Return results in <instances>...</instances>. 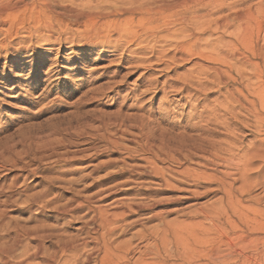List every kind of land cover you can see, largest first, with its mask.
I'll return each mask as SVG.
<instances>
[{
  "label": "rangeland",
  "instance_id": "1",
  "mask_svg": "<svg viewBox=\"0 0 264 264\" xmlns=\"http://www.w3.org/2000/svg\"><path fill=\"white\" fill-rule=\"evenodd\" d=\"M103 1L107 4H104ZM259 1L261 0L248 1L244 5L237 6L233 11L241 12ZM73 2L74 9L72 11H75L78 5L80 7L75 13L79 11V14H84L88 10H94L110 15L101 22L124 21L130 18L127 12L129 7L118 0H75ZM99 3L104 5L100 4L99 6ZM205 4L207 5L205 7H209L215 4V6L226 5V2L222 0H192L186 14H192ZM95 5L98 7L97 9ZM66 7L73 8L70 0H0V247L10 242V235H12V229L15 226H23L28 229L46 228L47 234L49 229H53L59 224L55 222L56 215L52 207L39 210L34 206H28L26 210L21 211L27 198L42 194L50 185L53 190L46 197L47 200L52 199L56 193L60 192L57 190L60 187L65 189L74 187L72 189L75 191H81L85 185L88 186L108 174L112 175L123 167L124 171L127 168L123 177L108 181L102 187L111 188L110 194L113 193V195L99 203L98 206L109 212H117L118 202L130 198L128 196H133L130 195L132 191L130 193H124V191L128 188H139L140 185L149 187L151 191L144 197L148 198L149 204H154L151 210L148 209L141 213L139 225L127 231L125 234L127 236H123L124 240L130 238L132 232L142 229L141 225H145V227L154 225L157 221L147 223L148 219L146 218L151 213H161L162 218H166L167 221L180 222L179 220H182L181 222H185V224H194L195 226L193 225L191 229L198 236L206 239L205 250L209 254L210 243L214 240L218 242L222 254L237 249V245H239L237 243L239 239L236 238L239 235L237 230H232L221 219L219 227L225 228L226 233H223L220 231L221 229L213 228L210 222L204 220L200 214L203 210L210 212L216 207L219 208V204L225 198L221 184L206 178L189 179L187 182L192 185L187 182L176 184L173 181L179 177L168 175V180L171 181L170 184L172 183L170 186L174 188H166L163 183L152 177L143 179L134 177L136 171L145 164L144 158L147 157L146 154L134 150L136 148L135 141L139 139V131L131 130L126 137L120 138L117 128L111 124L120 118L131 119L133 115L139 116L148 113L150 120L157 121V123L160 121L157 125L160 131L151 127L153 132L149 133L152 146H156L159 143L161 130L166 136L169 135V132L174 134L171 131L174 130L173 122L182 120L188 113L193 115L192 121L194 122L196 120L194 117L199 111H202L201 101H204L206 106L205 113L216 106V114L224 115L225 113L218 109L217 102L221 101L220 104H222L226 100L241 99L242 96H247L241 80L237 79L235 82L232 79L236 78L233 72H229L213 61L195 55L186 56L183 61L170 62L168 68H165L162 62L157 63L152 57L149 63L138 65V68L135 69V65L127 64L125 58H120L122 52L120 47L115 48V45L112 44L109 47L100 48L95 47L92 43H86L89 39L84 36L82 25L74 24L66 16L59 15L62 11L61 8ZM86 8L88 9L85 10ZM181 13L182 10H179L178 14ZM195 14L203 13L198 11ZM227 14L228 12L223 10L216 13L214 18H224ZM139 18L141 17L134 16L133 22L139 23ZM70 23H72L71 27L65 30L64 26ZM179 27V25H175L174 29L178 30ZM190 30L192 33L194 32V37L191 40L198 39L201 43L213 42L221 35L212 29L195 31L192 28ZM224 36V42L230 40L226 37L227 34ZM89 42L92 41L89 40ZM173 53H175L174 50L171 51L169 57ZM215 69L222 71L219 75L220 79L217 81L212 79V70ZM199 74H202L201 83L205 87L199 88L190 82L186 84L185 91H180L181 83L179 82L183 77L196 78L195 76ZM154 79H157L160 84L166 82V95L162 93L159 83L155 90L146 86L149 80ZM232 95L233 97H231ZM248 98L252 100L250 97ZM165 100L168 103L164 104ZM248 123L250 124V122ZM106 124L109 125L108 133L104 129ZM103 130L108 135H106L107 138L116 139L119 144L114 146L105 142V139L103 140L100 136L104 134ZM192 134L194 133L189 132V135ZM235 134L239 138L237 139L234 135L237 146L234 150L235 153L242 155L250 148L264 152V128L259 131L240 124ZM75 158L76 160L81 158L84 161L74 164L70 159ZM187 161L182 166L168 161H166L168 163L164 161L165 164L161 162L163 165L161 163L157 165L161 164L160 168L165 166L167 169L169 167L167 170L171 172L188 167L189 170L204 171L206 175L213 174L217 177L225 175L222 174L225 172L227 182L232 183L233 193L238 196L242 204L255 206L259 202V206L264 207L262 189L264 159L253 160V163L248 167L249 171L242 177H245L244 181L233 168L227 170L223 166L213 163L206 167L201 165L203 163H199L201 161L196 157ZM200 169L202 170L200 171ZM123 183V186L120 185ZM245 183H248L250 188ZM239 187L242 188L238 189ZM244 187L249 191L246 189V192ZM64 190L63 192H66ZM96 190L97 188L85 192L81 196H88ZM141 192L145 193V191ZM63 195L64 200L71 196L67 193ZM62 203L56 205L59 206ZM193 211L194 213L196 211V217L195 214H190ZM42 214L45 217H41ZM82 214L70 215L72 219L74 217L73 223L67 229H63V227L61 229V226L57 227L59 228L57 233L63 238L65 237L64 239L76 236L77 229L82 224L78 218ZM30 215L37 218H29ZM67 218L69 219L66 217V220ZM198 222L201 224L198 225L199 227L196 226ZM260 237H263L260 232L250 235L251 242L247 249H255V252L251 253H259L264 250V246L260 247L258 242H254V239ZM230 243L232 244L230 245ZM53 244V239H46L44 243L46 255L54 249ZM34 246V243L30 245V252L33 251ZM231 247L233 248L230 249ZM30 262L38 263L40 259Z\"/></svg>",
  "mask_w": 264,
  "mask_h": 264
},
{
  "label": "bare ground",
  "instance_id": "2",
  "mask_svg": "<svg viewBox=\"0 0 264 264\" xmlns=\"http://www.w3.org/2000/svg\"><path fill=\"white\" fill-rule=\"evenodd\" d=\"M70 1L73 7V1L75 0ZM118 1L129 7V11L127 12L130 18L127 20L101 22V20L107 19L110 15H105L94 10H88L84 14H79V11L75 13L79 5L75 11H72L74 7L61 8L62 11L59 15L66 16L74 24L82 25L84 36L92 41L89 42L88 40L86 43H92L95 47L98 46L100 48L109 47L112 44L115 45V48L120 47L122 50L120 58H125L127 64L135 65V69L138 68V65L149 63L152 57H154L157 63L162 62L165 68H168V63L170 62L183 61L184 57L195 55L196 57L213 61L229 72H233L236 78H231L235 82L237 79H240L241 83H243L247 96H242L241 99L226 100L222 104H220L221 99L219 100L220 102H217L219 104L217 105L218 109L222 110L225 113L224 115L220 116L216 114V106L205 113L206 106L204 105V101L200 100L201 105H199L202 111H199L194 117L196 120L192 121L193 115L190 113L182 120L180 117L179 121L173 122L174 126L171 125L174 127V130H171L174 134L169 132V135L167 134L166 136L163 130H161L162 132L159 133V143L156 146H152L150 140L151 134L149 135V133L153 132L151 131V127L160 131L157 126L160 121L157 123V121L150 120L148 113L139 116L136 114V116L131 115V119L120 118L111 124L117 128L120 134L118 137L120 138L126 137L131 130L135 129L139 131V139L135 141L136 148L133 149L146 154L147 157L144 158L145 164L142 165L141 170L136 171L134 177L138 179L152 177L163 183L166 188H174L170 186L172 183L170 184L171 181L168 180V175H177L176 177H179L173 181L176 184H184L189 179L198 180L203 178L221 184L225 198L219 204V208L215 206L216 208H211L210 212L203 210L204 212L202 211L200 214L204 220L210 222L213 228L221 229L220 231L223 233L226 232L225 228L219 227L221 219L232 230H237L239 232V235L236 237L239 239L237 242L239 243L237 245L238 250H229L228 253L222 254L219 250L218 242L214 240L210 243L211 251L209 254L205 250L206 239L198 236L191 229L194 224H185V222H181L182 220H179L180 222L175 220L167 221L165 220L166 218H162L161 213H151L146 218L148 219L147 223L149 224L151 221L157 222L150 227L148 225H146L148 227L141 225L142 229L132 232L130 238L124 240L123 238L127 236L125 235L127 234L126 232L139 225L141 213L148 209L151 210L154 204H149L148 198L144 197L146 193L151 191L149 187L146 188V185H143L144 187L140 185L139 188H134L135 190L128 188L124 191V193L132 191L130 195L133 196L126 194L130 198L118 202L117 212H109L98 206L99 203L110 195H113V193L110 194L111 188L102 187L108 181L123 177L127 168L124 171L122 167V169L112 175L108 174L98 181H93L88 186L85 185L81 191H75L72 189L74 187L68 188L66 185L67 189L60 187L57 189L60 192L57 191L58 193L52 199L47 200L46 197L53 190L50 185L46 187L42 194L27 198L21 211L26 210L28 206H34L39 210L52 207L56 215L55 222L59 224L55 228L49 229L47 234L46 231L48 230L46 228L28 229L23 226L13 227L12 233L10 232L12 234L10 235V242L0 247V264H264V250L259 253H251L252 251L255 252V249H247V246L251 242L250 235L259 232L263 237L254 239V242H258L260 247L264 246V207H260L259 202L255 206L242 204L238 196L233 193L232 183L227 182L225 172H222L225 175L217 177L213 176V174L206 175L204 171H201L202 169H200L201 172H196L192 171L193 169L189 170L188 167H185L180 171L171 172L167 170L169 167L167 169L165 166L159 167L164 161L182 166L188 159L196 157V159H200L201 162L199 163H203L201 164L203 166L213 163L221 165L227 170L233 168L240 174V178H242L249 171L248 167L253 163V160L264 159V152L259 149L250 148L244 151L242 155L234 152L237 147L234 135L237 138L235 133L240 124L259 131L264 128V0L259 1L252 7L245 8L241 12L233 11V9L251 0H222L226 2V5L219 4L215 6V4L214 6L205 7L207 6L205 4L197 8L190 15H187L186 12L192 0ZM104 4H107V2H104ZM97 6L95 5L96 9L98 8ZM81 9L83 10V7ZM179 10H182L181 14H178ZM223 10L228 12L224 18H214L216 13ZM198 11L203 14L196 15L195 13ZM134 16L141 17L139 18V23L135 24L133 22ZM71 24H66L64 26L65 30L69 29ZM175 25L180 26L178 30L174 29ZM192 28L195 31L212 29L215 33H220L221 35L215 38L213 42L201 43L198 39L192 41L191 39L194 37V32L192 33L190 30ZM224 34H227L226 37L230 38V40L224 42ZM172 50L175 53L169 57ZM220 73H222L221 70H212V79L219 80ZM201 75L195 76L196 78L191 76L183 77L184 79L182 78L179 82L181 83L180 91H185L186 84L190 82L199 88L205 87L201 83ZM158 83L157 79L149 80L146 86L149 89L155 90ZM160 85L162 93L166 95V82ZM166 103L168 102L165 100L164 104ZM181 124L183 125L181 126ZM104 129L108 133L109 125L106 124ZM220 130L222 132H219ZM105 131L103 132L104 134L100 135L101 138L105 139V142L117 146L119 144L118 140L107 138L108 135L105 134ZM189 132H193L194 134L189 135ZM170 133L172 136H170ZM81 158L84 159V157ZM81 158L70 160L74 164H80L84 161ZM158 163L161 164L158 166ZM199 163L198 165H200ZM213 167L210 168L213 169ZM130 171L132 170L130 169ZM244 178H242V181H244ZM190 184L192 185V183ZM245 184L248 185V183ZM120 185L123 186L124 183ZM262 185L264 192V184ZM96 188L97 190L92 194L81 196L84 195L83 193ZM241 188L239 187L238 189ZM64 189L66 192H63ZM243 189L246 191L248 188L244 187ZM141 191H145V193ZM65 193L71 195L69 199H63V194ZM191 194L193 195V192ZM60 202L63 203L57 206L56 204ZM77 213H83L78 218L82 223L81 227L77 229L78 234L74 237H69V239H64L65 237L63 238L62 235L60 236L57 233L59 231L57 227L61 226V229L62 227L63 229H67L74 219L70 215ZM165 213L163 214L165 215ZM195 213L193 211L190 214L194 215ZM164 215L163 217H165ZM194 216L196 217V214ZM41 217L45 216L42 214ZM66 217H69V219L67 218L66 220ZM29 218L36 219L37 217L30 215ZM198 225L201 224L198 222L196 226L199 227ZM47 238L53 239L54 249L46 255L44 243ZM32 243L35 246L33 251L30 252V245ZM35 259H40V262H30Z\"/></svg>",
  "mask_w": 264,
  "mask_h": 264
}]
</instances>
